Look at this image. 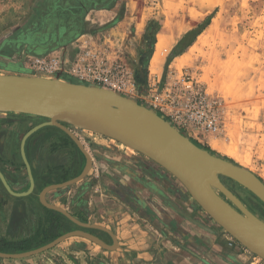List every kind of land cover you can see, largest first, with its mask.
I'll return each instance as SVG.
<instances>
[{
    "label": "rangeland",
    "instance_id": "374dc122",
    "mask_svg": "<svg viewBox=\"0 0 264 264\" xmlns=\"http://www.w3.org/2000/svg\"><path fill=\"white\" fill-rule=\"evenodd\" d=\"M37 3L0 0V73L46 78L60 74L63 80L108 87L79 80L69 72V66L49 77L30 68L33 57L72 59L78 46L87 44L126 72L127 88H108L159 112L189 139L209 146L218 156L230 158L264 182V0H116L110 8H102L107 10L87 11L78 29H74L76 39L72 44L49 45L33 54L25 44L28 35L46 31L43 28L47 24L57 31L60 22L67 23L56 21L53 5L43 7ZM127 11H131L124 21L127 28H112ZM208 15H212L209 24L181 53L182 58L166 64L176 43L171 48L161 46L162 64L157 72H151L156 23L160 28L190 25L183 30L185 33ZM133 22L140 27H133ZM149 24L152 28L147 30ZM179 27L173 38L183 32L178 31ZM4 116L0 112V118ZM68 128L85 152L66 133L74 145L69 143L64 151L55 149L43 155L47 161L52 160V165L26 159L33 166L31 189L21 153L24 135L31 129L25 134L22 128L14 138V147L0 152V171L11 190L27 192L14 195L0 180V240L28 237L29 248L7 251L17 253L80 230L109 246L115 239L117 245L104 248L89 238L73 235L29 256L0 257V264H264L262 258L218 225L181 182L156 162L109 137L70 125ZM11 154L14 156L10 158ZM86 154L90 163L80 179L50 188L44 195L46 203L62 208L75 222L46 207L40 194L48 186L79 177L87 166ZM218 176L264 220V203L257 196L233 179ZM28 195L32 197L31 208L10 230L14 197Z\"/></svg>",
    "mask_w": 264,
    "mask_h": 264
},
{
    "label": "water",
    "instance_id": "95a60500",
    "mask_svg": "<svg viewBox=\"0 0 264 264\" xmlns=\"http://www.w3.org/2000/svg\"><path fill=\"white\" fill-rule=\"evenodd\" d=\"M0 112L24 113L46 118L42 124L31 129L23 138L21 153L29 176L30 189L33 174L24 153V139L36 128L54 125L67 133L83 151L82 145L66 126L89 130L109 137L128 148L148 157L174 176L186 188L194 201L226 232L264 260V220L250 211L220 180L227 176L247 188L264 203V182L250 170L196 145L182 134L162 115L150 107L137 103L108 87L71 82L60 78L30 76L16 72L0 73ZM87 166L77 178L46 187L40 198L51 209L58 210L78 222L62 208L44 200L47 190L60 187L80 179ZM0 180L14 195L5 175L0 171ZM81 235L104 248L109 246L97 237L80 230L59 235L37 248L7 253L0 257L19 258L46 250L66 237Z\"/></svg>",
    "mask_w": 264,
    "mask_h": 264
},
{
    "label": "flooded vegetation",
    "instance_id": "af4514ba",
    "mask_svg": "<svg viewBox=\"0 0 264 264\" xmlns=\"http://www.w3.org/2000/svg\"><path fill=\"white\" fill-rule=\"evenodd\" d=\"M91 1L93 0H38V6L43 5V7H48V4L51 6L53 5V8L55 7L56 10L54 9L55 11L52 14L57 16L56 21L59 22L65 20L67 23L63 24L60 22L61 24H59L57 31L54 30L53 25L47 24L43 28L46 31L39 32L37 30V35H35V33L28 35L26 37L28 40L25 44L29 46L28 49L30 52L33 54H38L40 51L53 44L62 47L72 44L76 39V37H74L76 34L74 29H78V23L80 25L82 19L86 17V12L92 9H100L92 6ZM39 11H42V9ZM59 11L63 12V15H59ZM36 13L38 12H34L33 15H36ZM75 23L76 25H74ZM3 113L6 114V116L0 118V152L14 147V138L17 136L20 130H22V128H24V133H26L36 125L47 121L46 118L24 113ZM3 126H5V128L2 129L1 127ZM66 126L68 127V125ZM49 127L52 129L50 128V130H44L45 128ZM58 131H61V133ZM1 142L5 144V147L1 144ZM69 143L73 144V141L65 132H63V130L56 126L43 125V127L26 138V141L24 142L25 158L34 164L46 163V165H52L49 164L52 162V160L47 161L48 157L43 158V155H49L55 149L58 151H64L67 148L66 146H69ZM12 156L14 155L11 154L10 158ZM71 161L75 162L76 158L71 159ZM9 163L11 165L13 164V162ZM10 170H13L12 166ZM31 200V195L25 196L23 198L14 197V205L16 206H14L12 211L13 216L11 218L10 230H12L11 227H16L17 222H21L25 218L26 211L28 208H31Z\"/></svg>",
    "mask_w": 264,
    "mask_h": 264
},
{
    "label": "built area",
    "instance_id": "2783aa9c",
    "mask_svg": "<svg viewBox=\"0 0 264 264\" xmlns=\"http://www.w3.org/2000/svg\"><path fill=\"white\" fill-rule=\"evenodd\" d=\"M86 45L78 46V52L72 59L55 55L33 57L30 68L49 77L58 74L61 67L69 66V72L81 81L102 83L118 90L127 88V75L120 65L109 61L100 50ZM199 98L202 99V96Z\"/></svg>",
    "mask_w": 264,
    "mask_h": 264
},
{
    "label": "trees",
    "instance_id": "16d2710c",
    "mask_svg": "<svg viewBox=\"0 0 264 264\" xmlns=\"http://www.w3.org/2000/svg\"><path fill=\"white\" fill-rule=\"evenodd\" d=\"M116 2V0H93L91 1V5L95 6L96 8H110L114 3ZM212 18V15H208L206 17V19L199 23L195 28L189 29L188 31H186L176 42V44L173 46L170 54L167 56L166 59V64H168L175 56L181 54L184 50H186L196 39V37L205 29V27L209 24L210 19ZM152 25L149 24L147 27V30L151 29ZM160 29V24L156 23V27H155V35L152 38V42L151 44H154L156 42V34ZM165 64V65H166ZM137 82H140V78L137 77L136 78ZM157 114L160 115L159 112H157ZM192 140V139H191ZM196 145L203 147L204 149L208 150L210 153L215 154V155H219L216 151L212 150L209 146H204L201 145L199 142L192 140ZM225 159H228L230 161V158H227L226 156H222ZM9 242H7L4 239L0 240V251L2 252H7V251H11V250H22V249H27L29 248V246H27V242L30 241V239L27 238H23L20 241H14V240H8ZM27 241V242H26Z\"/></svg>",
    "mask_w": 264,
    "mask_h": 264
},
{
    "label": "crops",
    "instance_id": "0c3cea01",
    "mask_svg": "<svg viewBox=\"0 0 264 264\" xmlns=\"http://www.w3.org/2000/svg\"><path fill=\"white\" fill-rule=\"evenodd\" d=\"M92 10H94V9H92ZM101 10H107V9H102V8H100V9H96V11H101ZM130 13H131V11H127V13L124 15V16H121L119 19H117L116 20V22L114 23V27H112V28H118V30L119 29H121V28H127V26H126V24H125V19H127V18H129V15H130ZM133 27H135L136 29L137 28H139L140 26L138 25V24H136V22H133L132 24H131ZM177 27H179V26H171V27H168V26H166L165 28H164V26H162L161 25V28H160V30L157 32V35H156V37H157V43L159 42V40L161 39V35H163V39L165 38V40H167V38H169L166 42L162 39V45H163V47H166V45H164V44H167V46H170V48L172 47L171 45H174L177 41H178V39L181 37V35L184 33V31L183 32H181L180 33V35H178L177 37H175V38H173V39H170L171 37H172V35H173V32L177 29ZM167 29V30H166ZM165 31V32H164ZM124 34V33H123ZM122 35V34H121ZM167 35H170V36H167ZM160 36V37H159ZM159 38V39H158ZM121 39V38H120ZM169 41V43H167ZM157 43H156V45H157ZM164 43V44H163ZM154 53V52H153ZM180 56H182V54H180V55H177L176 57H174V59H176V58H178V57H180ZM162 61H163V57H162ZM162 64V63H161ZM150 65V64H149ZM161 66V65H160ZM17 66H15V68H16ZM34 173V176L36 177L37 176V173L36 172H33Z\"/></svg>",
    "mask_w": 264,
    "mask_h": 264
},
{
    "label": "bare ground",
    "instance_id": "6f19581e",
    "mask_svg": "<svg viewBox=\"0 0 264 264\" xmlns=\"http://www.w3.org/2000/svg\"><path fill=\"white\" fill-rule=\"evenodd\" d=\"M186 26H190V25H185V26H181V27H179L178 28V31L179 32H181V31H183L184 29H185V27ZM167 30V29H166ZM165 32V31H164ZM175 35V34H174ZM174 35H172V37L170 38V39H173V37H174ZM167 36H170V35H167ZM160 37V36H159ZM159 39V38H158ZM162 39H163V35H161V39L159 40V42L157 43V45H155V50H154V53H153V55H152V57H151V59H150V70H151V72H157V70L160 68V65H161V63H162V55H163V49L161 50V46H163L162 45ZM169 38H167V40H168ZM165 42L167 41V40H165V38L163 39ZM167 43H169V41L167 42ZM164 44V43H163ZM170 44V43H169ZM164 45H166L167 46V44H164ZM162 48H165V47H162ZM162 52V53H161ZM181 58H182V56H181ZM177 61V60H176ZM180 61H182V59L180 60ZM26 134V133H25ZM25 136V135H24ZM121 144V143H120ZM121 145H123V144H121ZM124 146V145H123ZM219 146V145H218ZM126 147V146H125ZM215 147H217L216 145H215ZM128 148V147H127ZM129 149H132V148H129ZM133 150V149H132ZM222 150V149H221ZM224 150H226V149H224ZM134 151H136V150H134ZM228 151V150H227ZM226 151V152H227ZM137 152V151H136ZM227 153H230V151H228Z\"/></svg>",
    "mask_w": 264,
    "mask_h": 264
}]
</instances>
